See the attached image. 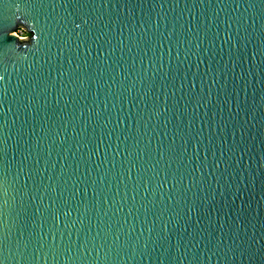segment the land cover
Wrapping results in <instances>:
<instances>
[{
	"label": "water",
	"instance_id": "obj_1",
	"mask_svg": "<svg viewBox=\"0 0 264 264\" xmlns=\"http://www.w3.org/2000/svg\"><path fill=\"white\" fill-rule=\"evenodd\" d=\"M0 77V264H264V0H0Z\"/></svg>",
	"mask_w": 264,
	"mask_h": 264
},
{
	"label": "built area",
	"instance_id": "obj_2",
	"mask_svg": "<svg viewBox=\"0 0 264 264\" xmlns=\"http://www.w3.org/2000/svg\"><path fill=\"white\" fill-rule=\"evenodd\" d=\"M16 34L21 38V39H28L30 34L27 32L26 29L24 28H18L16 31Z\"/></svg>",
	"mask_w": 264,
	"mask_h": 264
},
{
	"label": "clouds",
	"instance_id": "obj_3",
	"mask_svg": "<svg viewBox=\"0 0 264 264\" xmlns=\"http://www.w3.org/2000/svg\"><path fill=\"white\" fill-rule=\"evenodd\" d=\"M29 32V31H28ZM30 33V32H29ZM31 34V38L33 39V40H35L36 39V37L34 36V34H32V33H30ZM19 41H22V42H26V41H28V40H21L20 38H18V37H16ZM0 79H2V77H0Z\"/></svg>",
	"mask_w": 264,
	"mask_h": 264
},
{
	"label": "rangeland",
	"instance_id": "obj_4",
	"mask_svg": "<svg viewBox=\"0 0 264 264\" xmlns=\"http://www.w3.org/2000/svg\"><path fill=\"white\" fill-rule=\"evenodd\" d=\"M29 37V36H28Z\"/></svg>",
	"mask_w": 264,
	"mask_h": 264
}]
</instances>
